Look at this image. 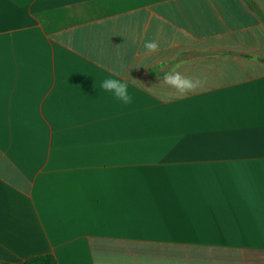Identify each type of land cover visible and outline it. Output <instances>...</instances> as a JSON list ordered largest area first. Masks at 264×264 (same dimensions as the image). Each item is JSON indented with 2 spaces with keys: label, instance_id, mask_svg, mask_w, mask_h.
<instances>
[{
  "label": "crops",
  "instance_id": "0c3cea01",
  "mask_svg": "<svg viewBox=\"0 0 264 264\" xmlns=\"http://www.w3.org/2000/svg\"><path fill=\"white\" fill-rule=\"evenodd\" d=\"M250 1L264 12L0 0V264H264V20ZM177 65L196 91L163 83Z\"/></svg>",
  "mask_w": 264,
  "mask_h": 264
},
{
  "label": "clouds",
  "instance_id": "9594fccd",
  "mask_svg": "<svg viewBox=\"0 0 264 264\" xmlns=\"http://www.w3.org/2000/svg\"><path fill=\"white\" fill-rule=\"evenodd\" d=\"M143 48L147 55L158 52L160 50V44L157 41L149 40L144 42ZM179 67L177 65L170 71L164 73L162 77L163 83L175 89L180 95H186L196 91L200 87V81L182 75L178 71ZM100 87L104 91L112 93L118 100L125 104L130 103L132 100V95L129 92V84L125 80L117 77H108L101 82Z\"/></svg>",
  "mask_w": 264,
  "mask_h": 264
},
{
  "label": "trees",
  "instance_id": "16d2710c",
  "mask_svg": "<svg viewBox=\"0 0 264 264\" xmlns=\"http://www.w3.org/2000/svg\"><path fill=\"white\" fill-rule=\"evenodd\" d=\"M250 4L260 14V16L264 20V12H262L254 2L250 1ZM2 264H58V262L53 255L46 254V255H39V256L31 257L28 260L21 262V263L3 262Z\"/></svg>",
  "mask_w": 264,
  "mask_h": 264
}]
</instances>
